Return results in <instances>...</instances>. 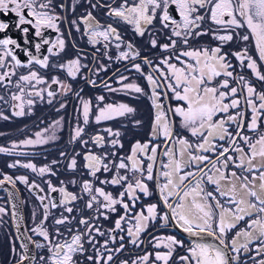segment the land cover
Returning <instances> with one entry per match:
<instances>
[{
  "label": "snow or ice",
  "instance_id": "1",
  "mask_svg": "<svg viewBox=\"0 0 264 264\" xmlns=\"http://www.w3.org/2000/svg\"><path fill=\"white\" fill-rule=\"evenodd\" d=\"M88 3L92 9L98 6L105 8L109 19L115 18L112 23L101 24L92 11H87L80 18V23L85 27L88 43L93 47L101 46L110 61L113 57L108 53L114 47L117 50L115 60L131 62V69L145 79L149 92L146 94L137 83H125L129 77L123 74L116 78L119 87H112L107 81H103L101 86L110 93L147 95L153 109L150 134L147 140L133 143L126 155H118L116 151L93 152L87 147L89 140L82 139L90 120L99 125L127 117L136 110L125 103L105 104L103 95L95 98V105L91 99L81 98L72 141L79 140L85 147L83 168L91 179L81 182L79 195L70 192L64 181L56 186L51 180H44L48 189L46 193L40 183L30 181L27 175L13 177L0 171V189L8 191L5 185L15 188L18 183L22 184L35 193L43 208L39 223L35 222L36 212L33 210L34 227L30 229L41 241L28 236L36 249L48 252L47 257H39V264H77L75 257L85 253L86 243L94 252V255L87 256L90 264H110L114 255L124 249L125 236L120 233H126L128 242L139 247L144 243L142 234L157 219L162 226L171 223L181 229L191 238L189 244L185 246L174 235L155 236L153 247L157 250L138 257L133 264H149L150 259L153 264H170V261L173 264H249V260L251 264H264V131L260 130L264 124V91L258 92L242 74L243 70H250L256 80L264 82V71L261 70L264 64V0H119L118 3L110 0L103 5L88 0ZM10 4L14 6L11 9ZM52 7V0H23L22 3L20 0H0V11L16 13L17 27L30 25L35 29V36L41 38V43L35 44L36 53H40L43 46L50 45L47 48L49 55L58 56L65 49V40L61 36H57L54 42L45 38L47 29L60 31L57 23L60 17L49 11ZM23 9H28L29 18ZM157 20L162 29L169 31L168 42L162 44L149 33L151 47H159L167 53L158 58V62L141 57L140 50L131 42H125L114 26V23L129 25L136 35L143 37ZM206 21L210 26L205 29ZM72 23L77 25V21ZM8 28L7 22L0 21V33ZM76 30H80L78 25ZM241 30H245L244 34ZM22 31L25 43H28L29 28L23 27ZM206 35H211L217 42L216 46L190 47L192 39ZM234 39L238 43L243 42L244 46L225 53L224 46ZM249 40L256 57L250 54ZM10 45L21 47L15 39H0V70L8 68V71H0V87L7 89L11 85L16 89L8 99L0 95V102L10 105L12 115H30L35 101H43L45 94L47 103L52 104L60 94L53 85L64 95L71 90L70 85L59 78L53 77L49 82L37 71L20 75L13 84L16 67L31 68L35 64L47 69L50 65L49 56L41 58L27 49V64H22ZM229 55L237 65H233ZM6 58L14 63L7 65ZM138 59L142 63L135 62ZM81 60L78 55L55 67L76 79L81 69L87 67ZM142 64L148 67V72L145 73ZM237 67L241 72L236 71ZM101 71L106 72L107 67L101 65L94 74ZM85 79L96 86L95 80ZM76 95L79 98V93ZM64 107L66 105L61 103L57 111ZM93 107L96 109L94 116ZM8 118L0 111V119ZM134 124L139 127L142 121L136 120ZM61 126L62 120H58L35 132L34 138L12 142L10 147L0 146V154L34 155L17 149L51 142L56 139V129ZM121 135L119 130L107 127L91 136L90 141L99 149H122ZM63 155L65 153L62 152ZM80 155L76 153V156ZM56 163L53 160L51 165L37 166L31 161L16 159L7 167L27 169L43 179L56 175L52 168ZM68 168L77 170L75 156L70 159ZM99 173L112 175L101 179ZM97 181L100 185L121 190L114 195L104 187L96 186ZM69 183L75 185L77 182L71 180ZM150 183L155 186L159 204L141 203V196L153 195ZM54 193L59 194V198L53 196ZM84 194L88 196L85 208L92 210L94 216H81L78 224L83 226V230L74 229L70 227L74 217L64 213L71 214L74 211L71 205L82 199ZM8 195L14 198L15 193L9 191ZM17 207L12 203L11 209L19 217ZM57 208L63 211L59 217H53L52 223L69 226L65 228L69 234L67 237L59 227L51 233L48 230L47 221L53 215L52 210ZM7 211L0 205V220ZM118 211L121 214L110 229L102 230L94 222L101 218L107 220ZM98 236L107 238L101 243ZM118 238L119 247L109 248V244H115ZM21 247L24 254L19 256L18 264L37 260V257L27 255V243H22ZM177 248H184V254L173 261ZM243 256L248 259L242 260ZM121 264H127V261Z\"/></svg>",
  "mask_w": 264,
  "mask_h": 264
},
{
  "label": "flooded vegetation",
  "instance_id": "2",
  "mask_svg": "<svg viewBox=\"0 0 264 264\" xmlns=\"http://www.w3.org/2000/svg\"><path fill=\"white\" fill-rule=\"evenodd\" d=\"M22 3L23 0H20ZM93 4H106L109 3L110 0H91ZM119 0H117V3ZM52 8L49 9L52 14L57 15L60 17V19L57 21L60 31L56 32L53 29H47L45 30V38H48L51 41H55L57 36H61L65 42L66 46L63 52L60 53L58 56H50L47 52V48L50 45H45L41 49L40 53H36L35 51V44L41 43V38L35 36V29L32 28L30 25H23L20 27H17V20L18 17L16 16L15 12H3L0 11V21H5L9 24V28L5 31L0 33V39L4 38H12L15 39L20 45V48H16L15 46L10 45L9 47L12 48L14 54L17 56L18 59H21L22 64H27V54L25 52V49H27L29 52H31L33 55H37L41 58L44 56H49V67L47 69L40 68L38 65L33 64L31 68L26 67H16L14 69L15 75L12 77V82L14 83L20 75V71H25V74H27L29 71H37L41 76H43L45 79L50 80L53 77L59 78L61 81H66L67 85H70L71 90L66 94H62L60 92V89L53 85V89H55L58 93L53 103L48 104L47 107L43 108V114L39 116L40 119H45L46 121H54L55 117L62 116L63 119H65V126L66 128V135L62 136L59 135L60 139L56 140V144L54 146V149H51L47 151V154L41 155H33L30 156L33 160L32 163H35L37 166H44V165H51V162L53 160L57 161L55 165H52L53 170L56 172L55 176H46L43 179L36 176L35 174L31 173L30 170L27 169H21L19 172L14 169H10L8 171L9 175H12L13 177L18 175H27L30 179V181L35 180L37 183L41 184V187L45 188V192L47 193V185L44 183V180H51L52 183L56 186L60 185L61 181H64L65 184H67L68 190L70 192L80 194V185L81 182L84 180L91 179L87 173V171L83 168L84 160H83V154L86 151L85 147L82 146L79 140L73 142L72 141V132L73 128L77 124V109L80 105V99H91L93 102V105L96 104V97L103 95L105 97L104 103H113V101L117 100L116 93H110L105 88L101 86L103 81H107L109 84H111L112 87H119V85L116 83L117 75L123 74L127 77H129L128 81H125V83L129 82L132 77H140L138 73H135L131 75V72H135V70L131 69V62L129 61H121L117 62L115 60V57L117 55V50L112 47L110 48V51L108 55L112 56L113 59L110 61L108 60L104 55V50L101 46L93 47L88 43L87 36L85 35V27L82 23H80V18L86 14L87 11H92L93 16L96 18L97 21H99L101 24H108L112 23L115 18L109 19V17L106 15V9L103 7H96L95 9H92L90 4L88 3V0H52ZM14 7L13 5H9V9ZM26 18L28 9H23ZM173 15L179 19V16L177 13L173 12ZM77 21V25L79 26V31L76 30L77 25H74L72 22ZM33 18V23H34ZM114 26L118 29L121 36L123 37L125 42H131L137 49L140 50L141 57H148L152 59L154 62H158V58H161L163 55V52L160 50L159 47L152 48L149 44V40L151 38L150 34L152 36H155V38L158 40L159 43H166L167 36L169 35V31L167 29H162L159 21L157 20L154 24V26H150L148 29V32L143 37H140L134 33L131 26L123 24V23H114ZM23 27H28L29 32L27 34V40L28 43H25V34L22 31ZM205 29L209 27V22L206 21L205 25L203 26ZM208 35L201 36L199 38H194L190 41V47L194 46V43H199L200 40L207 39ZM203 46V44H202ZM78 55L82 57L81 63L84 65H87V67L81 69L80 75L77 76L76 79H72L69 77L64 70H61L57 67H55L58 64L61 63H67L68 61H71L72 59L76 58ZM6 64L12 65L14 62L10 59L6 58ZM137 63H142L140 59L135 61ZM101 65H104L107 67L106 72H99L98 75H95L94 72H96ZM142 67L144 68V71H149L148 67L146 65L142 64ZM127 69V70H126ZM0 71H8V68H4ZM116 74V75H114ZM86 77L91 78L92 80L96 81V86H92L87 82ZM144 80V78H143ZM144 85H147L144 80ZM11 86V85H10ZM9 86V87H10ZM40 87H46L45 85H41ZM15 90V88H13ZM16 91V90H15ZM14 91V92H15ZM0 93L5 97V99H8L7 96V89L4 87H0ZM76 93H79V98L76 95ZM45 98L47 100L46 94ZM63 103L66 105L63 109L57 111L58 108H60V104ZM5 104V103H4ZM5 111L12 114V109L9 106L4 107ZM95 107H93L92 114L95 115L94 111ZM26 113L28 109H25ZM40 109H38V101L36 100L34 103V106L31 109V112H38ZM3 112V111H2ZM16 117V116H15ZM20 117H16V119H19ZM51 119V120H50ZM107 128L106 126H103L102 123L97 125L93 123L90 120L89 125L85 128V133L82 136V139L89 140L88 148L91 149L93 152H103V151H116L118 155H122L121 151L119 149H111V148H105V149H99L96 148L95 145H93L90 141V137L95 135L97 132H100L101 129ZM66 139V145L65 143ZM107 139V137H106ZM65 153V155L61 156V153ZM76 153H80V156H76ZM77 159V170L76 171H70L68 168V163L72 157ZM105 173H99L98 175L101 176ZM75 180L77 183L75 185L69 183V181ZM21 193V198H23V209H25V220L27 225V231L29 232L30 236H33V240L40 242L41 238L36 237L31 233L30 229L34 227L33 223V210L36 212L35 216V222L39 223L42 214H43V208L40 205L39 201L36 198L35 193L30 192L24 185L17 184L16 185ZM96 186L98 187H104L106 191L112 192L114 195L117 194L121 189L119 187H113L110 185H100L99 181L96 182ZM2 198L5 199L6 203H8L7 196L4 193L0 194ZM53 196H56L59 198V194H52ZM88 200V196L86 194L83 195L82 199H78L76 202H74L73 205H71L74 208V211L71 214L64 213V215H70V217H74L72 225L70 227L76 229L79 228L80 230H83V226L78 224L79 219L81 216L85 218H90L94 216V213L92 210H89L85 208V203ZM8 210V217H2V220H0V234L2 235L1 240L2 244L0 245V264H5L4 262L7 260V257L9 255V237L11 236V230L13 234L14 241L16 242V246L13 248V257L17 254H23L21 252V249L19 247V243L16 240V237L13 233L12 225H11V215H10V209L9 204L8 207H6ZM63 211L62 208L53 209L52 213L53 215L49 217V220L47 221V227L49 232H53L56 227H59L60 231L64 234V236H68V232L65 231L66 227L69 226H55L52 223L53 217H59L60 213ZM121 214L120 211H118L115 214H111L109 219L104 220L103 218L99 219L98 221H94L95 223H98V225L101 227L102 230H107L112 227H114V221L119 217ZM144 234V233H143ZM142 234V235H143ZM119 235H124V249L123 251L117 253L114 255L113 261L110 262V264H121L122 261H127V264H130L131 260H137L138 257L146 254L148 252L147 248V241L148 237L146 234L143 237L144 243L141 244L139 247L134 246L128 242V237L126 233H120ZM107 237H97V240L103 242L104 239ZM120 241L119 238L117 239V242L115 244H109V248H116L119 247ZM85 253L82 255H77L75 257L77 264H90V262L87 259V256L94 255L93 249L86 243L85 244ZM48 256V252L46 249H36V257L37 260L33 262L32 264H39V257ZM19 259V258H18ZM18 259L13 260L11 262H8L6 264H14L18 262Z\"/></svg>",
  "mask_w": 264,
  "mask_h": 264
},
{
  "label": "rangeland",
  "instance_id": "3",
  "mask_svg": "<svg viewBox=\"0 0 264 264\" xmlns=\"http://www.w3.org/2000/svg\"><path fill=\"white\" fill-rule=\"evenodd\" d=\"M209 26H210V23H209ZM244 31L245 30H241V34H244ZM202 44H203V46H213L214 47V46H216L217 42L212 39L211 35H208L207 39L200 40L199 43H194L193 48H199L202 46ZM247 44L249 46L250 54L253 55L254 57H256V52H255L254 48L251 46L252 45L251 40H249V42H247ZM242 46H244L243 42L238 43L234 39L233 42H230L224 46L223 51L225 53H230L231 51L239 50V48ZM165 55H167V53L163 52L162 57ZM229 59H231L233 65H237V61L234 58H232L230 55H229ZM258 63H260V62L258 61ZM261 70L264 71V64H262ZM236 71L241 72V70L238 67L236 68ZM20 73L25 74V71L23 72V70H22V71H20ZM131 73H132L131 75H133L136 72H131ZM242 74L245 75L252 82V84L256 87L258 92L264 91V82H263L262 89H259L258 85H259L260 81L256 80L255 77L252 76V73L250 70L245 69L242 71ZM141 78H143V77L142 76L132 77L129 82H134V83L139 84L141 87H143L145 89V93L147 94L149 92L148 84L144 85L141 81ZM48 81L50 82L51 79ZM62 82L64 84H66V81L64 82V79ZM145 83H147V82L145 81ZM13 88L14 87H12V86L7 88V96L8 97H9V94L11 92H14L16 90V89L14 90ZM60 92H61V90H60ZM0 95H1V93H0ZM116 95H118L117 100L113 101V103L128 104L130 107H133L136 111L134 114H131L127 117L103 122L102 125L103 126L111 125L113 130H119L122 133V135L120 136V140L123 143L124 147L122 149H119V150L120 151L123 150L124 155H126L127 153H129L132 144L135 143L137 140L143 142L149 138L151 123H152V118H153V109L151 107L150 100L147 98V95H139V94L125 95V94H122L119 92L116 93ZM37 101H38V109H40V111L31 112L30 115L26 114V115L20 117L19 119H16V117L14 115L5 111V109H4L5 104L0 102V111H3V114L5 116L9 117L7 120L0 119V146L10 147L12 142H19V141H22L26 138H34L35 132L41 131L45 128L50 127L55 121L62 120V126L58 127L56 129V139H54L51 142L44 144V145H37L34 147H23L21 149H17V151H26V152L34 153V155L43 156L44 154H47V151L54 149V146L56 144V140L60 139L59 135H62V136L66 135L67 126H65V119H63L62 116L55 117L54 121L51 119H50L51 121H49V120L46 121L45 119H43V120L40 119L39 116L44 113L43 108L47 107V100L45 98L43 101H41L39 99H37ZM6 106H9V104H6ZM94 111L96 112V109H94ZM136 120L142 121L141 126H139V127L135 126L134 121H136ZM178 123H179V121L177 120V124ZM260 130L264 131V124H261ZM177 131H180L179 128H177ZM183 134L188 135L186 132H184ZM247 134L253 135L252 133H247ZM66 142L67 141L65 139V143H64L65 145H66ZM31 156H33V155H31ZM16 159H20L23 162H27V161H32L34 158L32 159L30 156L29 157H17V156H8L5 154H0V171H2L5 174H8V171L11 168H8L7 165ZM21 169L22 168H16L14 170H17L19 172ZM110 174H112V173H110ZM0 178H2V177H0ZM150 187L152 188L153 195L151 197L141 196V203H143V204H148V203L159 204L157 193L155 192L154 184L150 183ZM0 205H3L5 208L8 207V203H6L5 199L2 198L1 195H0ZM138 206H140V205H137V208H139ZM161 211H163L162 206H161ZM3 217H8V213L6 215H4ZM168 226L169 225L162 226V222L159 219H157V221L155 223H152L149 225L148 230L142 235V236H144L146 234V236L148 237V241H147L148 252L147 253H154L157 250L153 247V237H155V236H167V235L176 236L168 228ZM142 236H141V239H143ZM1 237H2V235L0 234V245L2 244ZM176 237H177V239L182 240L178 236H176ZM182 241L184 242L185 246H187L189 244L188 242H186L184 240H182ZM15 246H16V242L14 241L12 230H11V236L9 237V255L7 257V260L4 262L5 264L19 258L20 254H17L13 257V251H14L13 248ZM160 251H164V249H160ZM182 254H184V248H177L176 253L173 256V261H176L177 257L179 255H182ZM252 255H255V253L253 252ZM247 259H248L247 256L242 257V260H247ZM134 261H136V260H131L130 264H133ZM149 264H153L151 259L149 261ZM170 264H173V262L170 261ZM249 264H251L250 260H249Z\"/></svg>",
  "mask_w": 264,
  "mask_h": 264
},
{
  "label": "water",
  "instance_id": "4",
  "mask_svg": "<svg viewBox=\"0 0 264 264\" xmlns=\"http://www.w3.org/2000/svg\"><path fill=\"white\" fill-rule=\"evenodd\" d=\"M5 188H7L8 191L0 189V194L4 193L7 196L9 209H10V215H11V225H12L13 233L16 237V240L19 243V247L21 249V252L24 254L23 249L21 247V244L27 243L29 246V251H28L27 255L30 257H32V256L36 257V248H35L34 244L28 240V236H30V234L27 231V225H26V220H25V209H23V198H21L20 190L17 186L15 188H12L11 185H5ZM9 191L15 193L14 198L9 197V195H8ZM157 196H158V194H157ZM158 202L160 203L159 198H158ZM12 203H15L18 205L16 211L19 213V217H17L14 214V212L12 211V209H11ZM17 224H19V230L17 229ZM168 228L179 238H182L183 240H185L188 243L190 242L191 238L188 237L187 234L183 233V231L181 229L177 228L176 226H174L171 223L169 224ZM32 263H33V261H30V260L25 261V264H32ZM14 264H18V262L14 263Z\"/></svg>",
  "mask_w": 264,
  "mask_h": 264
},
{
  "label": "trees",
  "instance_id": "5",
  "mask_svg": "<svg viewBox=\"0 0 264 264\" xmlns=\"http://www.w3.org/2000/svg\"><path fill=\"white\" fill-rule=\"evenodd\" d=\"M147 72H148V71H147ZM141 81H142V83H144L143 78H141ZM262 86H263V82H259V85H258L259 89H262ZM170 101H171V97H170ZM147 103H148V102H147ZM106 127H111V128H112L111 125L106 126ZM121 154L124 155L123 150L121 151ZM111 175H112V174H110V173H105V174H103V175L101 176V179H104V178H110ZM138 205H139V204H138ZM138 207H140V206H138Z\"/></svg>",
  "mask_w": 264,
  "mask_h": 264
}]
</instances>
